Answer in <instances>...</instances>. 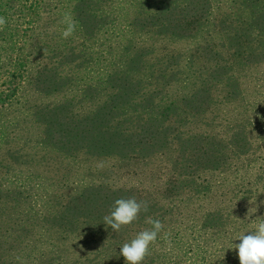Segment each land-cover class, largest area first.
Listing matches in <instances>:
<instances>
[{"label": "rangeland", "instance_id": "1", "mask_svg": "<svg viewBox=\"0 0 264 264\" xmlns=\"http://www.w3.org/2000/svg\"><path fill=\"white\" fill-rule=\"evenodd\" d=\"M66 15L76 30L64 39ZM0 16L7 21L0 31V264H34L28 244L42 228L56 246L95 241L92 264H125L120 248L151 228L149 219L163 229L141 264H239L233 244L222 245L216 234L222 226L264 221V0H0ZM203 41L206 48L196 47L192 58L187 98L184 62L176 68L174 103L164 89L171 78L162 83L139 68L155 62L162 47ZM131 45L146 51L128 61ZM43 55L55 66L37 65ZM111 61L126 62L128 73L114 68L105 78ZM164 105L175 110L170 126ZM108 144L117 148L112 159L95 154ZM170 145L174 174L155 158L161 146L174 156ZM144 154L153 165L148 175L176 177L173 194L135 198L131 185L112 181L124 172L116 161ZM212 168L250 194H231L234 213L210 221L195 203L203 189L193 180ZM189 196L188 207L178 202ZM133 197L148 210L119 232L91 222L108 215L116 199ZM65 216L86 225L73 231ZM186 225H195V234ZM71 249L81 259L92 255Z\"/></svg>", "mask_w": 264, "mask_h": 264}, {"label": "trees", "instance_id": "2", "mask_svg": "<svg viewBox=\"0 0 264 264\" xmlns=\"http://www.w3.org/2000/svg\"><path fill=\"white\" fill-rule=\"evenodd\" d=\"M133 44V43H132ZM211 45V44H210ZM218 46H220V44H217ZM207 43L205 41H203V43H199L197 46H195L194 48H189L188 46L184 45L182 42H177L175 45L172 44V46L170 48L168 47H162L159 50V54H156V57H153V61L150 63V66L145 69L143 66H140L139 68H141V72L146 75V77H150L151 75L157 79L160 80L162 83L168 79L171 78V81H167V83H165L164 89L168 92L165 93L167 96L171 97L168 98L171 100L172 103H174L176 101V95H175V90L177 88V83L175 80H177L178 82V78L175 77L179 74V71L177 70L179 68V66L181 65L182 62L185 63L186 69H185V75L183 77V79H180V83L182 82V86L185 89H187L185 91V97H188V93L189 90L188 88L191 87L190 84V79L192 77V75H194V65L192 64V58H194V55L196 53V47H200L206 48ZM145 47H132L131 48H127V50H130L131 52L128 55V59L130 57V59L128 61L133 60L134 58L138 57L141 52H145L146 50L144 49ZM224 48V47H222ZM217 49L216 47L214 48V50ZM164 52V53H163ZM167 52H170L169 55H166ZM248 54H244L243 58H245ZM178 59V63L177 65H170L168 67L164 68V64L169 61V60H173V59ZM155 59V60H154ZM161 60V62H159ZM45 61L47 64H41V62ZM141 61H143V59H141ZM164 63H163V62ZM36 63L37 65H39L40 67L43 66H51L53 65V63L48 60L47 56L43 55L42 57H36ZM128 64L126 62H121L120 64L114 66L112 64V61L109 63L108 69L106 71H102L103 72V76L105 78H107V76L109 74H111L114 68H117L115 72H119L122 74H126L127 69H128ZM55 66V65H53ZM162 66V67H161ZM164 68V69H163ZM177 68V69H176ZM178 71V72H177ZM138 72H135V74H137ZM143 76V75H142ZM130 77H134V74H131ZM175 79V80H174ZM30 81V80H29ZM23 82V81H22ZM21 82V83H22ZM20 83V82H19ZM179 86V84H178ZM160 87H162V84L160 85ZM180 103V101H179ZM165 106H170V105H164V108L161 109L162 114H165L164 117V123L167 126H170L171 124L175 123V110H166ZM172 106V105H171ZM178 109V108H177ZM167 113V114H166ZM167 115V116H166ZM191 119V113L190 115H188ZM194 118V117H193ZM145 124V123H144ZM143 124V125H144ZM128 129V128H126ZM172 130V127H171ZM138 132L141 133V129H138ZM189 139L191 138V134L188 135ZM187 138V139H188ZM174 141V140H173ZM171 146V150L174 153V156L172 155H168L167 153L163 152L164 151V146L160 148L158 153V156L155 158H162L165 165V169L168 170L170 167H172V163L174 160H177V154L175 153V147ZM86 149V148H85ZM117 150V148L111 144H108L106 146H99L97 148V152L95 150V154H99V155H105L106 154V158L107 159H112L111 157L115 156L114 152ZM119 150V149H118ZM177 151V150H176ZM4 155H11L10 151L5 152ZM96 155V156H97ZM112 155V156H111ZM140 155V154H139ZM155 155V154H154ZM150 157L151 155H142L139 158H135L132 159V157H126V158H122L118 161H116V158L113 159L114 163L116 161V164H119L123 167L124 172L122 173H116L114 176H116V178H113L112 181H115L116 183H123V185H131L128 186L131 188V191H133V195L135 196V198H144V197H152V196H161L163 197L166 194H173L171 192V187L172 189L175 187L177 180L176 177L173 176L172 174H174L173 170H168V173H172V174H167L166 176H163L164 178L162 179V177L160 176H151L148 175L150 168L153 166L151 165V163L147 162V157ZM172 156V157H171ZM171 158V159H170ZM131 165H135L132 167V170L127 172L126 170L131 169L128 168V166ZM214 169L212 170H206L205 172L200 173V175H198V177L195 178V180H193L194 186L196 188H201L203 189V193H200L199 195L202 196V198H199L198 200H196V205L199 209H204L205 211H203V215L202 218H209L210 221L217 217V218H223L225 217V215L230 216L231 213H234V205H232L231 200H230V195L232 194L235 198L239 199V196H243L244 194H250V188L249 189H243L242 186H238V185H234V184H229V179L225 178L226 176L223 177V173H221L219 171V174L214 176L215 171L217 170L216 168H212ZM226 172V171H225ZM224 172V173H225ZM77 179L79 180H84L80 175L76 176ZM188 181V180H186ZM127 182H129V184H127ZM192 182V183H193ZM96 188L100 187L99 185L95 186ZM127 187V186H126ZM121 188V187H120ZM127 189V190H126ZM124 189L126 192L129 191L128 188ZM122 191V190H121ZM200 192V191H199ZM138 193V194H137ZM175 196H173V198H175L176 196H178V193L175 192ZM240 194V195H235V194ZM139 194H141V196H139ZM198 195V194H197ZM160 197V198H161ZM193 199V197H192ZM191 197H185L184 199H180L178 202H183L185 205H187V207L191 204L192 201ZM236 205V204H235ZM184 207L182 208L184 211L186 210ZM181 209V210H182ZM86 212H84L85 214ZM241 213H243V209H241ZM92 214V212H91ZM93 215V214H92ZM85 217H88V214L85 215ZM258 217V215H256V218ZM65 218H67V224L66 228H75L73 231H77V228L79 229L82 226H85L86 224L83 222V224H80V219L73 217V216H65ZM200 219L201 221H203L204 219ZM98 220H103V218H97V216H92L91 217V222L97 226V224L99 223ZM148 220V219H146ZM150 220V219H149ZM146 221V222H149ZM90 222L89 225H92V223ZM102 224V223H99ZM252 224V225H251ZM104 225V224H103ZM143 225L145 226L146 224L143 223ZM255 222L254 223H250V225L246 224V223H238L235 226L228 225L226 227L222 226V230L220 228L219 234H216L217 239L221 242L222 245H230L231 244H238L239 240H236L237 237L241 234H247L248 232L251 231H255L256 228ZM195 225L187 226L186 228L184 227L183 229L185 230V232H189L190 234H195L194 231H196L197 228H194ZM66 228H63L62 232L65 231ZM38 236L40 237V239L33 240V242H29L28 247H31L30 250H32L35 255V259H34V264H92L94 261V256H93V252L94 250L91 251V248H94V246H96L95 241L91 240L89 237L87 238V240H85L84 242V247H82L80 245V242L78 243V241L76 239H71L68 240L71 241V243L69 244H64L62 246H56L54 243L51 242V237H48L50 230L49 229H38ZM71 231L72 234H75V232ZM93 233H95V231H92ZM105 231L102 232V235L100 236L101 239H103L105 236H107L105 233ZM55 233H59V232H55ZM61 233V232H60ZM64 233H66V237H68V233H70L69 231H65ZM95 236V235H94ZM64 237V236H63ZM96 237V236H95ZM70 238V237H68ZM72 238V237H71ZM57 239H61L60 236H57ZM57 242H60V240H58ZM42 246V248L39 247ZM72 246V249L74 248L75 251H78V253L81 255L82 249L83 252H85V250H90L89 253L92 254L91 256H85L82 257L79 255H70L73 254L72 251H67V249L69 247ZM49 247L52 248V251H49ZM71 249V250H72ZM234 251H236L233 248ZM49 253H56V255L53 256H49ZM232 254H237V253H232ZM96 257V256H95Z\"/></svg>", "mask_w": 264, "mask_h": 264}, {"label": "clouds", "instance_id": "3", "mask_svg": "<svg viewBox=\"0 0 264 264\" xmlns=\"http://www.w3.org/2000/svg\"><path fill=\"white\" fill-rule=\"evenodd\" d=\"M65 28L61 36L67 39L76 30V23L70 15L64 18ZM7 21L0 16V31H3ZM264 204V201H261ZM148 210L146 201L138 202L133 198H119L108 215L103 217L106 225L110 226L113 232H119L123 226H128L137 220L141 211ZM256 208H254V212ZM151 228L140 231L130 242L124 243L120 248V256L124 258L125 264H141L149 254L150 245L157 240L158 234L162 231L163 225L160 220H149ZM82 239V237H81ZM238 244H233L232 248L237 251L239 264H264V221H260L255 231L241 234L237 237Z\"/></svg>", "mask_w": 264, "mask_h": 264}]
</instances>
